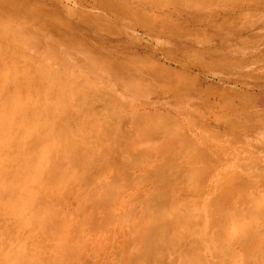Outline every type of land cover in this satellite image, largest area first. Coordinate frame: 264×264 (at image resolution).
Segmentation results:
<instances>
[{"label":"rangeland","instance_id":"obj_1","mask_svg":"<svg viewBox=\"0 0 264 264\" xmlns=\"http://www.w3.org/2000/svg\"><path fill=\"white\" fill-rule=\"evenodd\" d=\"M0 24V46L2 44L5 45V43L8 46L10 45L9 48L7 45H5V48L4 45L0 48L1 52L3 49L8 51L7 57L5 56L6 53H3L4 57L1 55L2 58L0 60L4 61V63L0 62V71H8L15 74L16 79L19 80V83L15 81V86L11 88L14 98L18 96L19 99L17 101L16 98L14 99L16 102L10 107L12 108L11 112L9 109L8 113H10L6 112L7 115L0 118V131H4L2 133L4 136L0 133V138L5 140L2 141L0 139L2 141H0L2 143L0 144V150H2L1 145L5 142L7 143V137L8 140L9 138L12 139V136L5 135L8 130L7 128L10 127V131L8 130V132L12 134L15 130L12 127L15 125L20 129L25 121H33L37 118L38 123H40L43 120L40 118H44L45 120L43 121L45 122H41L48 125L50 130L43 137V139L45 137L47 139L44 140L45 149L41 151L40 147L37 148L35 145V150L39 151V155H36L38 151H35V154H33L36 155L33 164L34 169L39 170L37 166L38 162L45 163L49 168L57 162L58 169L54 168V172L59 173L64 171L65 175L71 172L73 177L70 180L74 181L73 179L75 178L76 182L74 181V184H77V187H74V184H72V187L75 190L80 187L77 191L74 190L75 193H71L73 188L71 192H68L65 189H69L70 187L64 189L60 185L57 188L59 183L48 184L49 186L47 187L49 189L44 192V195L49 193L47 202L50 201L51 196L55 193L62 196L65 195L60 205L50 201L52 210L57 211L58 215L60 213L59 219L57 216V219L53 220L59 223L55 221L56 225H53V222L51 224L53 240L52 238L50 240L42 237V227L36 223V217H34L39 208L33 200H30V210L28 212L22 210L18 212L13 205L11 207L15 211L11 210L13 208H9L10 212L13 213H11L12 215H9L8 211V216L4 217L0 211V216L3 215L0 217L3 219L0 221V264L2 254L9 250H13V252H16L17 249L18 252L21 250L22 256L28 255L27 251L31 250L29 253L35 256L41 249H45L46 251L47 244L49 245L46 251L48 257L45 255L46 262L43 260L44 264H49L50 260L53 261L59 257V260L56 262H60L61 264H76L77 261L80 262L78 264H97V256L101 259L100 264L110 259L117 262L121 256V254L118 255L119 257L116 256L118 250L120 251L119 253L126 252L124 248L127 245L124 244L128 241L125 243L122 239L128 240L130 238L129 234L135 232L131 231L135 227H133L134 224L132 225L133 222L135 223L136 221L138 224L148 227V223L152 218L154 221L158 219V223L162 226L164 219V217L160 218L162 214L165 215L179 210V213H182V215L186 214L187 222L190 219L193 220L192 217H199L193 220V222L196 223L198 221L200 228L203 227L212 236L214 235L217 241L213 240L212 244L221 246L222 251L225 249L223 251L225 253L229 251L227 254L223 253L224 255L219 254L221 256H218L217 264H264V248H262V244L264 245V0H0ZM6 27L8 28L6 29ZM15 28H17L16 32ZM4 29L6 30L4 31ZM11 30L14 32H12L13 34ZM18 31L20 32L18 33ZM11 35L13 37L15 35L17 39H12ZM15 53L16 55H14ZM9 56L11 57L8 58ZM18 57L20 58V62L17 61ZM13 61H17L15 65ZM13 65L20 70L17 71ZM23 65L26 69L24 67L23 69L21 68ZM31 67L38 70L36 71ZM27 69L30 73L34 74L31 76L34 82L39 81V79L42 81L40 88L38 87L39 85L35 88L37 82H32L34 84H31V77L27 80L29 76L24 73V71L27 72ZM30 69H34L33 72ZM17 72L20 74L19 76ZM36 72H41L40 74L38 73V80H36ZM51 74L54 76L50 78L49 75ZM21 75L23 76V80L26 78V82H21ZM22 83L24 86H27L29 83L35 85V91L40 89L37 91V95L39 94L41 99L44 97V101L39 99L36 92L34 93V89H30L31 87L29 88V92L28 89L26 92H22L21 88L23 86L21 88L18 86ZM0 85L3 86L2 83ZM65 85L67 86L66 88L64 87ZM53 87H56V93L53 91ZM57 87L65 89H57ZM71 87L72 89L70 90L69 88ZM42 88L44 89L41 90ZM57 90H62V92L69 90L68 92L71 95H61L62 92L58 93ZM51 91L55 94L58 93L56 95L58 100L56 97L51 98ZM3 92L4 89L3 91L0 90V96H3ZM23 93H29L26 95L29 98H24V95L22 96ZM33 94L34 96L32 97ZM60 96H63V98ZM36 99L37 101L38 99L40 100L39 102L43 107L37 106L38 102ZM60 100L61 103L59 102ZM0 102V106L4 108L8 106V104L2 102V97ZM33 103L34 106L36 105L35 107ZM56 104L57 109L55 108V111L53 109L52 111L54 112L50 111L52 108H49V106L51 105L54 108ZM62 104L66 110L64 112ZM60 108L63 113H56V110L60 111ZM37 109L38 111H36ZM78 111L83 113L82 118L84 121L88 120L86 123L81 120L82 125L80 121L76 124ZM17 112L19 114H15ZM45 114L46 116L42 117ZM14 115H18L19 119ZM63 117L66 119L63 120ZM70 117H73V125L70 124L72 122H70ZM3 119L5 120L3 121ZM15 119H18L19 123ZM58 120H60L59 123L61 122V128L59 125H56ZM62 120L63 122L68 120L64 124L67 123L69 125L71 134H73L72 127L75 131L74 134L77 137L79 135V139L83 135L82 142H79L76 139L77 137L73 139V142L75 139L77 140V143L74 144H78L80 150H84L82 146L87 145H85L86 147L84 146L86 150L81 151L83 154L85 153L87 158L82 153L79 155V161L85 157L84 161L80 162L82 166L78 164L76 150L74 151L75 153L72 152L74 153L73 156L72 154L70 158L69 155L67 156L68 160L64 157L69 161L67 164L62 156L56 154L57 150H61L62 148L61 138L63 135L62 137L60 134L56 135V132L52 128L55 126V128L59 127V130H62ZM88 122H93L95 126L92 125L89 128L87 125L88 129L86 130L87 127L85 125H90ZM50 123L51 125H49ZM43 124L41 123V125ZM84 127L86 131L82 130ZM36 130H32L34 131L33 137L31 135L29 138L33 143L38 139L41 140V136L38 135V130L35 132ZM85 132L88 133L86 134ZM65 133L67 136L71 135H68L67 132ZM84 134L87 135L86 138ZM86 139L87 141H85ZM30 144L32 143L30 142ZM58 146L60 147L58 148ZM202 148L205 149L203 150L204 152L207 150L209 156L207 153L206 155H202ZM96 151L97 153H95ZM54 152L57 155L56 157H60V159L57 158L59 161L55 159ZM3 153L2 150V155H0L1 161L7 160L6 155H3ZM77 154H80V152ZM107 154L111 155L109 157L112 159H110L111 162L108 160L109 158H103L104 156L107 157ZM133 154L137 158H134ZM72 157L73 159L70 161ZM100 157L104 160L102 165L100 164V160L102 159ZM61 158L64 160V162L62 161L63 164L66 165L61 164ZM94 159L99 160L98 164L101 167L108 160L107 163L109 164L110 162L112 170L109 169L110 172H106L109 170L104 169V174L100 173L99 170L102 169L98 170L100 167ZM43 160L45 161L43 162ZM92 161H95L96 164ZM4 163V167L8 168V162L5 161ZM57 164L55 165L56 167ZM59 164L63 167H59ZM108 164L107 168H109ZM235 165L237 166V170L236 167L233 168L234 172L226 170ZM89 167L91 171L88 170ZM197 167L198 170L195 169ZM85 170H88L89 173L85 172ZM189 170L197 172L196 174L198 175H195V172L193 175ZM94 171L96 173L99 172L102 176H98L99 174L97 175ZM76 173L78 175L81 174L77 175L78 179L74 177ZM86 173L89 175L95 173V175H91L92 178L88 177L89 179H86L89 176ZM1 175L0 172V183L3 180L1 179ZM80 176L81 183L87 181L85 182V186H88V189L85 186L81 188L82 184L77 181L80 179ZM38 177V174L34 177L35 184ZM108 181L114 187L118 185L117 189L111 186L112 192L115 191L114 189L117 191L112 193L110 184L109 188H107L109 191L103 186L99 187L102 184H108ZM117 181L118 183L120 181L123 187L121 183L117 184ZM166 181L169 184L166 183L167 185H165V183H161ZM34 183H25L23 190L34 191L30 187ZM88 183L91 185H88ZM53 184L55 185L53 186ZM157 185L158 189H155ZM94 186H98L99 190L103 187L105 189H102L103 191L112 193L110 194L112 198L115 196L116 198L111 200L107 197L109 194L104 193V195L102 194L104 198L100 199L102 197L100 195L101 192L98 190V194L95 195L94 190H91L92 187L95 188ZM1 187L0 195L3 193ZM161 187L168 189L167 191L165 189L161 191ZM98 188L95 189L97 190ZM159 188H161L160 193H158ZM81 190L82 192L83 190L86 192L83 193V196H85L84 206L79 201L81 196H77L78 200L76 202L74 200L77 193H82ZM120 191H124L123 195L120 194ZM116 192L119 194H116ZM69 193L74 194V197ZM91 193H93V196ZM157 193L161 196V199L157 197L158 206L155 200L156 195L159 196ZM164 193L167 195L166 197H162ZM90 196L92 198L95 196L93 201L89 199L91 198ZM149 196L154 197L153 200L155 202H153L156 205H153V207L155 209L157 206V209L155 210L156 212L150 214L148 222L146 220L147 213H143L144 217L146 215L145 220L142 218L143 216H140V213L142 210L144 211V206H147L149 203L147 201V205H144V202H146L144 200L152 199ZM97 197L98 200L95 201ZM204 198L209 200L214 199V202L210 201L211 208L206 214L201 210L197 211L198 205L196 201L198 200L199 204L200 200ZM86 199L87 201L89 200L88 203ZM108 199L112 203H109ZM107 201L109 203L108 206L113 205L112 207L115 209L111 207L113 209L112 213L115 214L117 210L114 217L115 223L114 221H112L113 223L110 222L113 218L111 219V216H109L110 211L106 210L109 207L104 202ZM116 202H118V205ZM217 202L218 206L215 204ZM90 203L91 205L88 207V210H86L87 208L83 210ZM127 203L128 205L126 206L125 204ZM2 204L0 201L1 207ZM93 204H97V207ZM114 204L116 205L114 206ZM130 204L133 208L136 207L137 210L142 206L143 208H141V211L133 210L134 215H132L133 211L132 213L130 212L133 208L128 209L131 208ZM188 204H191V206L194 204L192 206L194 208L197 205V210L193 208L194 212H191L192 214L187 213V209L190 210ZM75 205H78V207ZM123 205L126 206H124L126 209ZM80 206L83 208V217L93 224V226L91 223V226L87 224V227H91V230L89 228L87 230V227H83L82 229L80 223L79 226H76V222H84V219H79L78 217L80 216H77L75 213L76 211L78 212ZM248 206L252 208L248 210ZM214 208L216 209L215 212ZM229 208H232L233 212H228ZM74 209L75 212L73 211ZM102 209L105 210V213ZM127 209V213L131 215L127 214L129 221L127 220L126 222L124 218L126 217ZM120 210L123 213L125 212L121 221L117 218V215L122 213ZM99 211L102 213H99ZM118 212L120 213L118 214ZM87 213L90 214L89 217ZM82 214L80 215L82 216ZM102 214L105 216L103 217ZM114 214L112 215L114 216ZM16 215L18 216V220ZM65 215L67 217L70 216L67 220L72 216L74 220H68L69 222L71 221L70 223L64 221ZM99 215H102L101 217L103 218ZM106 215L110 223L104 222L108 221L106 220ZM138 215L140 216L139 218H142L143 221L140 219L142 222L139 221ZM152 215L157 216V219H154ZM28 217L34 220L28 219ZM119 217L121 219V215ZM8 219L10 220L8 221ZM97 220L99 221L98 225L96 224ZM31 221H34V223H31ZM60 221L67 222L68 224L64 225L65 223ZM122 221H125V224L122 223L124 227L121 224ZM128 222L132 225V228H130ZM144 222L146 223L144 224ZM101 223H103L102 225H106L105 228L108 231H102L104 232L103 235L101 234V230H103ZM184 223L186 222L184 221ZM112 224H118L119 227L116 225L117 228L114 225L112 227ZM138 224L135 230L140 229V225ZM60 226H63L61 229L64 233L57 236L56 234L59 232ZM83 226H86L85 223ZM220 227L222 231L218 230ZM15 228L17 231H15ZM78 228L80 229L79 231L77 230V233L76 229ZM71 229L74 232L76 231V233H72ZM92 229H95L98 233H95V230L92 232ZM123 229L126 232L129 231L128 238ZM56 230L58 232L54 233ZM80 230H83L82 235L85 234V238L87 235V238H77L76 243L73 239L80 234ZM118 230H120V233L122 231L125 237L118 233ZM182 230L184 229L182 228ZM195 230L197 231V228ZM200 230H198V233L202 231ZM214 230L217 234L219 233V237ZM111 232L112 236L110 235ZM113 232L115 233L113 234ZM15 234L17 239L19 237L18 242L14 237ZM100 234L102 235L101 237ZM118 234L120 235L116 236ZM104 235L107 236L104 237ZM249 235L251 239L248 237ZM59 236L61 239H59ZM259 236L262 238L260 239ZM63 237L66 238L63 239ZM95 238L96 240L100 239L96 243L98 247H95L97 246L95 245L94 248ZM104 238L105 240H103ZM8 239L12 241L9 242ZM109 239L112 241L110 244L108 242ZM52 242L55 245H52ZM57 242L60 246L57 245L56 247ZM63 242H65V246ZM101 242L103 245H101ZM23 243L25 244L24 247ZM83 243L87 244L84 245ZM105 243L109 245L105 247ZM114 243H118L120 247ZM224 243L227 245L224 246ZM69 244L71 248L72 246L75 248L74 245L76 244L81 247L79 250L75 248V251L78 250L80 253L78 251L76 253L74 249H71V254H68L70 250L66 249L67 245L68 248L70 247ZM137 244L141 249L142 245L139 242L134 245L137 246ZM247 244L248 246H246ZM2 245L3 248H1ZM10 245L14 248L9 247ZM43 245L44 247H42ZM134 245H129L131 248L129 247L128 251L131 252L133 248L135 250L136 247L132 248ZM59 247L60 249L56 251ZM93 248L94 250L96 249L97 255L95 252L96 256H92L91 259L89 255L93 251ZM102 248L105 250H102ZM185 250L177 252L176 256H178L180 261H176V264H182L180 262L184 257L186 260V255H184ZM112 251H115V255ZM84 252L86 254H83ZM100 252L103 253L100 254ZM196 252L198 255H203V253L199 254L200 251L198 250L192 251L191 254ZM186 253H189L188 250ZM202 255L199 257L203 260V264L204 259L210 260L213 256H217L207 253V257L204 255L203 259ZM193 256L195 259V254ZM247 256H249L248 259ZM55 257L56 259H54ZM65 257H70V261L65 262ZM75 257L78 259L72 262V258ZM199 257H196V260ZM187 259L189 261V257ZM91 261L94 262L92 263ZM197 262L198 264L200 263L199 260ZM184 263L186 262L184 261Z\"/></svg>","mask_w":264,"mask_h":264},{"label":"bare ground","instance_id":"obj_2","mask_svg":"<svg viewBox=\"0 0 264 264\" xmlns=\"http://www.w3.org/2000/svg\"><path fill=\"white\" fill-rule=\"evenodd\" d=\"M185 1H187V0H185ZM230 1V0H229ZM0 26H1V24H0ZM7 26V25H6ZM9 27V26H8ZM8 27H6V29L8 28ZM1 28V27H0ZM6 29H4V31L6 30ZM11 29H12V26H11ZM14 29V28H13ZM16 30H15V32L17 31V28H15ZM9 32V31H8ZM13 31L11 30V33H12ZM20 31H18V33H19ZM2 33V32H1ZM14 33V32H13ZM12 33V34H13ZM16 35V34H15ZM14 35V37L12 36V39H17V37ZM7 37V36H6ZM19 37V36H18ZM9 38V37H8ZM4 41V40H3ZM19 41H20V39H19ZM3 43V42H2ZM9 43V42H8ZM10 44V43H9ZM2 45H4V44H2ZM0 46V48L1 47H3V46ZM5 45H7V43H5ZM5 45H4V48H5ZM7 47L9 48L10 47V45L8 46L7 45ZM13 48V47H12ZM8 51L6 50H2V52H1V49H0V56L2 55L3 57H4V55H3V53H6V57H7V53ZM10 52H12L11 50H10ZM17 53V52H16ZM16 53L14 54V55H16ZM23 53V52H22ZM18 54V53H17ZM10 55V54H9ZM20 55H21V53H20ZM2 56L0 57V58H2ZM24 56V55H23ZM11 56H9L8 58H10ZM12 58H13V56H12ZM11 58V59H12ZM17 58V57H16ZM6 59V58H5ZM11 59H9V60H11ZM20 58L18 57V60L17 61H19L20 62V60H19ZM31 59V58H30ZM3 60H4V58H3ZM6 61V60H5ZM17 61H15V62H17ZM22 61V60H21ZM27 61V60H26ZM0 62L2 63H4V61H2V60H0ZM8 62V61H7ZM7 62H5V63H7ZM11 62H12V60H11ZM15 62L13 61V63H14V65H15ZM18 62V63H19ZM23 62V61H22ZM21 62V63H22ZM12 63V64H13ZM18 63H16V64H18ZM26 63V62H25ZM20 64V63H19ZM5 65V64H4ZM13 65V66H14ZM21 66V65H20ZM27 66V65H26ZM29 66V65H28ZM33 66V65H32ZM15 68H16V66H14ZM23 67L25 68V66L23 65L21 68L23 69ZM31 68H34V67H31ZM11 69V68H10ZM9 69V70H10ZM14 69V68H13ZM17 69V68H16ZM26 69V68H25ZM24 69V70H25ZM35 69V68H34ZM33 69V70H34ZM18 70H20V69H17V71ZM30 70H32V69H30ZM33 70H32V72H33ZM36 70V69H35ZM38 70V69H37ZM36 70V71H37ZM22 71V70H21ZM27 72H29V73H27V72H25L24 71V73H26L25 75H27L28 74V78H27V80H29V78L31 77V76H33L34 74H32V73H30V71H28V69L26 70ZM13 73H15L14 71H12ZM47 72V71H46ZM18 73V72H17ZM17 73H16V75H17ZM22 73V72H21ZM35 73V72H34ZM39 74L41 73V72H38ZM38 73L36 72V74H37V79L36 80H38ZM48 74H49V72H48ZM20 74L18 73V76H19ZM23 75V74H22ZM21 75V76H22ZM40 76V75H39ZM50 76V78L52 77V76H54L53 74H51V75H49ZM35 77V76H34ZM42 77V76H41ZM40 78V77H39ZM44 78H46V76H44ZM44 78H42V79H44ZM48 78V77H47ZM20 80H21V82H24L25 80H26V78L23 80V76L20 78ZM32 80V81H31ZM34 79H32V77L30 78V82H31V84H34V83H36V86L35 85H31L30 83V85L29 84H27V86H24L23 85V83L22 84H19L18 86L21 88L22 86V88H21V90H22V92H26V90L28 89V92H29V90L30 89H34V93L36 92V95H37V91H39V90H36L35 91V88L38 86L39 88L41 87V85L40 84H42V81H40V79H39V81H33ZM57 80V79H56ZM55 80V81H56ZM15 81H18L17 83H19V80L18 79H16V76H15V74H12V73H9L8 71H4V72H2V71H0V83H2L3 84V86L2 85H0V90L1 91H3V89H4V92H3V96H0V99H1V97H2V102L3 103H5V104H8V106H6L5 108L4 107H2V106H0V118L1 117H4L5 115H7V113H8V111H9V109H10V112H11V110H12V108H10V107H12L14 104H15V102L19 99L18 98V96L16 97L15 96V98H16V101L14 100L15 98H14V95L12 94L13 93V91H12V93H11V88L13 87V86H15L14 85V82ZM20 82V83H21ZM26 82V81H25ZM32 82H34V83H32ZM27 83H28V81H27ZM43 83H44V81H43ZM25 85H26V83H24ZM34 86H35V88H34ZM25 87V88H24ZM28 87V88H27ZM31 87V88H30ZM43 87V86H42ZM65 88L67 87L66 85L64 86ZM30 88V89H29ZM56 88V87H55ZM54 87H53V91L56 93V89H55ZM59 88H61L62 90H64L65 88H63V87H59ZM58 87H57V89H59ZM38 89V88H37ZM44 88H42L41 90H43ZM68 89V88H67ZM70 90L72 89V87L71 88H69ZM62 90L60 91H58L57 90V92L58 93H60V92H62ZM32 91V90H31ZM69 90H65V91H63L62 93H61V95H64V94H70L69 92H68ZM17 92V91H16ZM48 92V91H47ZM52 92V91H51ZM54 92H52L51 93V95H52V97L51 98H53V97H56V99L58 100V98H57V94H55ZM31 93V92H30ZM54 93V94H53ZM27 94H29V93H27ZM26 93H23L22 94V96L24 95V98H29V96H26L27 95ZM32 94V93H31ZM45 94H47V93H45ZM35 95V96H36ZM55 95V96H54ZM71 95V94H70ZM34 96V94L32 95V97ZM37 96H39V99L42 101H44V97H43V99H41L40 97V95L38 94ZM50 96V95H49ZM72 96H73V94H72ZM30 97H31V95H30ZM60 97H62L63 98V96H60ZM61 98V99H62ZM21 99V98H20ZM38 99V101H37V99H36V101L40 104V100ZM94 99V98H93ZM23 100H25V99H23ZM22 100V101H23ZM21 102V101H20ZM60 103H61V100L59 101ZM1 103V102H0ZM37 103V106H41V107H43L42 106V104H38ZM43 103V102H42ZM55 103V102H54ZM36 104V103H35ZM58 104V103H57ZM57 104L54 106V108H53V106H49V108H52L50 111H52L53 109H54V111H55V108H56V106H57ZM54 105V104H53ZM33 106H34V103H33ZM32 106V108H34ZM61 106V105H60ZM62 106H63V104H62ZM20 107V106H19ZM58 107H59V104H58ZM18 108V107H17ZM40 108V107H39ZM63 109V112H64V110H65V108H64V106L62 107ZM41 110H42V108H40ZM57 109V108H56ZM77 110V109H76ZM15 111V110H14ZM14 111H13V113H14ZM18 111H19V108H18ZM21 111V110H20ZM34 111V110H33ZM36 111H38V109L36 110ZM54 111H52V112H54ZM66 111V110H65ZM80 111V110H79ZM77 112V116H76V119H78L77 120V123L76 124H78L79 123V121H80V124H81V120L82 121H84L83 120V118H82V115H83V113L82 112ZM7 112V113H6ZM9 112V113H10ZM42 112V111H41ZM60 112V113H59ZM61 108H60V111H57L56 110V113H59V114H61ZM62 112V113H63ZM8 113V114H9ZM15 114H19L18 112L17 113H15ZM43 114V113H42ZM71 114V113H70ZM57 115V114H56ZM10 116V115H9ZM15 116V115H14ZM46 116V114L45 115H42V117H45ZM52 116H53V113H52ZM63 116V115H62ZM61 116V117H62ZM72 116H74V115H72ZM74 116V117H75ZM11 117V116H10ZM13 117V116H12ZM16 118H18L19 119V117H18V115L17 116H15ZM57 117V116H56ZM85 118V117H84ZM17 119V120H18ZM40 119H43V120H45L44 118H40ZM47 119V118H46ZM64 119H66V118H64L63 117V120ZM70 119V122L73 120V117L71 118H69ZM5 119H3V121H4ZM7 120V119H6ZM16 120V119H15ZM14 120V121H15ZM16 120V121H17ZM33 120V119H32ZM43 120H41V121H43ZM61 120V119H60ZM60 120H58V123L57 122H55V123H57L56 125H59V127H60V123H59V121ZM63 120H62V122H63ZM74 120H75V118H74ZM85 120H87L86 118H85ZM13 121V123H15ZM40 121V120H39ZM40 121V123H38V119L36 118V119H34L33 121H25L22 125H21V127H20V129H19V127H17L16 125L14 126V127H12L13 129H15L14 130V132H12V134H10V132H8V130L10 131V127H9V125H7L9 128H7L8 130H7V132L5 133V135L7 134L8 136H12V139H10L9 138V140H8V137L6 138L7 139V143L5 142L3 145H1L2 147H1V149L3 150V152L5 153H3V155H6V157H7V160H4V161H1V159H0V172H1V179H3L2 180V182L0 183V186H2L1 187V191L3 192L1 195H0V201L3 203L2 204V207H1V209H0V211L2 212V214L4 215V217H6V216H8L7 214H8V211H9V215H12L13 213L12 212H10L11 210H14V208H15V210L16 211H24V212H28L29 210H30V203H31V201L30 200H33L34 201V203L38 206V208L39 209H37V213H36V215L34 216V217H36L35 218V221H36V223H38L41 227H42V230H43V232H41L42 233V237L43 238H47V239H50L51 240V238H52V240H53V234H52V232H53V230L51 229V224H52V222H53V225H56V223H55V221H53L55 218L57 219V216H58V219H59V215H60V213H59V215L57 214L58 212L57 211H53L52 210V206H51V202L50 201H52V202H54L55 204H57V205H60L62 202H63V197L65 196H62V195H60V194H57V193H55V194H53L52 196H51V198H50V201L49 202H47V198H48V195H49V193L46 195H44V192L47 190V189H49L47 186H49L50 185V183H55V184H58L57 185V188H58V186L60 185V187L61 186H63L64 187V189L65 188H69V189H65L66 191H68V192H71V189L73 188L72 186V184H74V181H75V178L73 179L74 181H72V180H70V179H72V175H71V172H70V174H66L65 175V173H63V172H59V173H57V172H54V168L55 169H58V164H57V162L56 161H54V162H56L55 164H53L52 166H51V168H49L45 163H42V162H38L37 163V166L39 167V170H35L34 169V166H33V164H34V162H35V160H34V158H36L35 156L38 154L39 155V151L38 150H35V145L37 146V148L38 147H40L39 149H41V151L43 150V149H45V142H44V140H47V139H43V137H44V135L46 136L47 134H48V131L50 130L49 129V126L48 125H45V124H43V122H45V121H43V122H41ZM88 121V120H87ZM87 121H84L85 123L87 122ZM18 123H19V121H17ZM65 122H68V120L66 121H64L63 122V125H61L62 126V130H59V127H57V128H55V126H54V128H52V129H54V132H56V135L57 134H60V136L62 137V135H63V137L61 138V150H57V148H56V150H57V152H56V154L58 155L59 154V156H62L63 157V159H67L68 160V158H67V156L69 155V158L71 157L70 155L72 154V156H73V154L75 153L74 151L76 150L77 151V153L78 152H80V154H77L76 153V158L78 159V161H79V159H80V156L79 155H81V153L84 151V150H86V146L84 147V146H82L83 148L82 149H84V150H80L79 149V145L78 144H74V143H77V140L76 139H78V141L79 142H82V138H83V135L82 136H80L81 137V139H79V135H78V137L76 136V134H74V128H72L71 127V130L73 131V134H71L72 132L69 130V125H67V123L66 124H64ZM1 123H2V120H1ZM8 123V122H7ZM11 123V122H10ZM13 123H11V124H13ZM41 123L43 124V125H41ZM88 123H90V122H88ZM10 124V125H11ZM71 125H73V121L70 123ZM75 124V125H76ZM2 125V124H1ZM14 125V124H13ZM19 125V124H18ZM49 125H51V123L49 124ZM82 125V124H81ZM80 125V126H81ZM87 125H88V127L90 128V126H92V125H94V123L92 122V123H90V125L89 124H86L85 125V127H87ZM3 126V125H2ZM5 126V125H4ZM79 126V127H80ZM95 126V125H94ZM64 127H66V128H64ZM67 127H68V129H67ZM74 127V126H73ZM85 127H84V129H82V130H85ZM88 127L86 128V130L88 129ZM61 128V127H60ZM81 128H83V127H81ZM2 129H3V127H2ZM1 129V130H2ZM34 129H37L38 130V135H40L41 136V140L40 139H38L37 141H38V143H37V141L35 142V143H37V144H35V143H33L32 142V140L31 139H29L30 138V136L33 134V132L34 131H32V130H34ZM97 129V128H96ZM4 130V129H3ZM37 130L35 131V132H37ZM85 130V131H86ZM64 131V132H63ZM92 131V130H91ZM4 132V131H3ZM3 132H1L0 131V133L2 134ZM32 132V133H31ZM53 132V133H54ZM65 132H67L68 133V135L69 134H71V135H69V136H67V134L65 133ZM70 132V133H69ZM89 132V131H88ZM87 132V133H88ZM86 133V132H85ZM86 133V134H87ZM90 133V132H89ZM55 134V133H54ZM53 134V135H54ZM66 134V135H65ZM80 135H81V133H79ZM38 135H36V136H38ZM75 135V136H74ZM2 136H4L3 134H2ZM35 136V137H36ZM74 136V137H73ZM84 136H85V138L87 137V135H85L84 134ZM1 137V136H0ZM14 137V138H13ZM32 137H33V135H32ZM31 137V138H32ZM77 137V138H76ZM37 138V137H36ZM40 138V137H39ZM74 138H76L75 139V141L73 142V139ZM184 138V137H183ZM1 140L3 139V138H0ZM0 140V141H1ZM39 140H40V143H39ZM81 140V141H80ZM2 141H5V140H2ZM1 141V142H2ZM85 141H87V139L85 140ZM30 142L33 144H30ZM85 143V142H84ZM87 143V142H86ZM0 144H2V143H0ZM54 144V143H53ZM29 145V146H28ZM32 145V146H31ZM34 146V147H33ZM54 146V145H53ZM73 146H75V148H73ZM30 147V148H29ZM60 146H58V148H59ZM78 147V148H77ZM81 147V146H80ZM33 148H34V150H33ZM72 149H73V151H72ZM78 149H79V151H78ZM2 150H0V152H1V154L0 155H2ZM31 150V151H30ZM203 150H205L204 148H202V150H201V152H202V155L203 154H205L206 155V153H207V150L204 152ZM35 151H38V153H36V155H33V154H35ZM49 151H51V149H49ZM82 151V152H81ZM33 152V153H32ZM72 152H74V153H72ZM90 152V151H89ZM141 152V151H140ZM204 152V153H203ZM91 153V152H90ZM89 153V154H90ZM95 153H97V151L95 152ZM50 154V153H49ZM86 154H87V152H86ZM132 154V153H131ZM131 154H130V156H131ZM159 154H160V152H159ZM37 155V156H38ZM57 155H55V152H54V157H56ZM82 155H85V153L83 154L82 153ZM88 155V154H87ZM97 155V157H99L98 156V154H96ZM109 154H107V157L106 156H102L103 158H106V159H108L111 155H109ZM153 155V154H152ZM162 155V154H161ZM207 155H208V153H207ZM79 156V157H78ZM92 156V155H91ZM139 156V155H138ZM209 156V155H208ZM6 157H5V159H6ZM65 157V158H64ZM84 157V156H83ZM83 157H81V158H83ZM85 157L87 158V156L85 155ZM84 157V158H85ZM102 157H100V158H102ZM133 157L134 158H137V157H135V155L133 154ZM141 157V156H140ZM47 158V157H46ZM57 158L58 157H56L55 159L57 160ZM84 158L81 160L82 162L84 161ZM94 158H95V154H94ZM103 158L101 159V160H103ZM131 158V157H130ZM58 159H60V157L58 158ZM65 159V161H66V164L69 162V161H67ZM72 159H73V157L70 159V161H72ZM99 159V158H98ZM110 159L111 158H109L108 160L110 161ZM34 160V161H33ZM75 161H77L76 159H74ZM94 160H96L97 161V159H94ZM100 160V164L102 165V162H104V160L103 161H101ZM108 160H106V165H105V163L103 164V166L101 167V166H99L100 164H98V161H97V165L100 167V168H98V170L99 169H102V170H99V172L101 173H103L104 172V169L106 170H112V166H111V164H110V162H109V164L107 163V161ZM112 160V159H111ZM128 160V159H127ZM131 160V159H130ZM5 161H7L8 162V168H5L4 166H5ZM37 161V160H36ZM45 160H43V162H44ZM57 161H59V160H57ZM64 162V160H62V158H61V164H63V162ZM77 161V162H78ZM81 161H79V163L78 164H80L81 166H82V163H80ZM93 163L95 162V161H92ZM52 163H53V161H52ZM131 163V162H130ZM213 163V162H212ZM57 164V167L55 166ZM61 164H59L60 166L59 167H61L62 165ZM66 164H63V165H66ZM94 164H96V162L94 163ZM107 164H108V167L109 168H107L106 166H107ZM134 164V163H133ZM54 166V167H53ZM111 166V167H110ZM125 166H126V164H125ZM199 166H201V165H199ZM5 169H4V168ZM63 167V166H62ZM61 167V168H62ZM91 167H92V165H91ZM106 167V168H105ZM122 167V166H121ZM127 167V166H126ZM203 167V166H202ZM236 167V170H237V166L235 165V166H233V167H229V168H227L226 170L227 171H233L232 169L233 168H235ZM60 168V169H61ZM94 168V167H93ZM200 168V167H199ZM195 169H197L198 170V167L197 168H195ZM194 169V170H195ZM88 170H90L91 171V169H90V167L88 168ZM88 170H85V172H88ZM110 170L109 171H106V172H110ZM124 170V169H123ZM83 171V170H82ZM126 171V170H125ZM189 171H191V170H189ZM67 173H68V171H66ZM73 172V171H72ZM95 173H96V171H94ZM99 172L98 173H96L97 175L99 174ZM195 172V171H194ZM194 172H192L191 171V173L193 174ZM234 172V171H233ZM89 173V172H88ZM88 173H86L87 175H89ZM95 173H91V175L93 176V175H95ZM124 173V172H123ZM190 173V174H191ZM197 172H195L194 174L195 175H198V174H196ZM198 173H200L199 171H198ZM225 173H227V172H225ZM38 174V179L36 180V184L34 183V177L36 176ZM41 174H42V176H41ZM85 174V173H84ZM104 174V173H103ZM107 174V173H106ZM189 174V173H188ZM193 174V175H194ZM231 174V173H230ZM30 175V176H29ZM78 174L76 173V176L74 175V177H77L76 179H78V176L79 175H81V174H79L78 176H77ZM91 175H89V176H87L86 177V179L88 178V177H90V178H92L91 177ZM130 175V174H129ZM225 175V174H224ZM98 176H102V174H99ZM97 176V177H98ZM124 176V175H123ZM228 176V175H227ZM83 177H84V175H83ZM141 177V176H140ZM80 179L79 180H77V181H79L80 182V180H81V176L79 177ZM85 179V178H84ZM89 179V178H88ZM228 179V178H227ZM131 180H132V178H131ZM110 181H112V180H110ZM160 181V180H159ZM159 181H158V185H159ZM163 181V180H162ZM34 183V185H31L30 187H31V189H34V191H29V190H23V186L25 185V183H28V184H30V183ZM76 182V181H75ZM78 182V183H79ZM82 182V181H81ZM80 182V183H81ZM85 182H87V181H85ZM85 182L83 181V183H81L82 184V186H81V188L82 187H84L85 186ZM157 182V181H156ZM169 182V181H168ZM119 183H121L120 181H119ZM118 183V181H117V184H119ZM161 183H165V185H167V184H169V183H167V181L166 182H161ZM167 183V184H166ZM49 184V185H48ZM55 184H53V186L55 185ZM80 184V185H81ZM90 183H88V185H89ZM109 181H108V184L106 183V184H102V185H100L99 187H101V186H103V187H105L106 189L107 188H109ZM36 185V186H35ZM77 184H74V187H77L76 186ZM79 185V184H78ZM87 185V184H86ZM91 185V184H90ZM105 185V186H104ZM121 185H122V187H123V184L121 183ZM121 185H119V186H121ZM155 185H156V183H155ZM158 185L156 186L157 188H155V189H158ZM163 185V184H162ZM107 186V187H106ZM114 187L113 186V184L111 185L110 184V190H111V188L112 187ZM161 186V185H160ZM173 186V185H172ZM195 186H198V185H195ZM88 187V186H87ZM86 186H85V188H87ZM95 188H98V186H94ZM103 187H102V189H103ZM167 187H169V186H167ZM214 187V186H213ZM52 188V187H51ZM56 188V187H55ZM54 188V189H55ZM80 188V187H79ZM79 188H76V190H75V188H73V190H72V192L71 193H73L74 192V190L75 191H77V189H79ZM85 188H83V189H85ZM95 188H91V190L94 192V194L95 195H97L98 194V190H99V188L96 190ZM114 188H118V185H117V187H116V185H115V187ZM113 188V189H114ZM162 188V190L161 191H163L164 189H165V191H167V189L166 188H164L163 189V187H161ZM161 188H159V192L158 193H160V189ZM198 188V187H197ZM61 189V188H60ZM88 189V188H87ZM87 189H85V190H87ZM101 188H100V190H99V192H101L100 193V195L102 196L100 199H103L104 197H103V195H104V193H107V197H109L111 200L112 199H114V198H116V196L114 197V195H113V197L114 198H112V196L110 195V194H112V193H114L115 191H117L116 189H114L115 191L114 192H112V190H111V192L112 193H108V191H109V189H107L106 191L107 192H105V191H103V190H105V189H103L102 190ZM64 190V191H65ZM97 192H96V191ZM170 190V189H169ZM176 190V189H175ZM51 191V190H50ZM49 191V192H50ZM62 192H63V190H61ZM89 192H90V190H88ZM91 191V192H92ZM103 191V192H102ZM164 191V192H165ZM178 191V190H177ZM197 191V190H196ZM214 191V190H213ZM212 191V192H213ZM60 192V191H59ZM67 192V193H68ZM80 192V191H79ZM81 192H82V190H81ZM88 192V193H89ZM96 192V193H95ZM119 192V191H118ZM121 192V191H120ZM124 192V191H123ZM123 192H121L120 194H122L123 195ZM65 194H66V192H64ZM71 193H69V194H71ZM75 193V192H74ZM83 193H86V192H84V190H83V192L82 193H80V194H78L77 193V195H76V199L74 198V200H75V202H76V200H78L77 199V196L78 197H82L83 196ZM157 193V194H158ZM163 193V192H162ZM165 193H167V192H165ZM164 193V195L162 196V197H166L167 195ZM44 196H43V195ZM93 193H91V195H92ZM103 194V195H102ZM116 194H119V193H117L116 192ZM115 194V195H116ZM85 195V194H84ZM88 195H90V194H88ZM155 195V194H154ZM153 195V196H154ZM159 195V194H158ZM162 195V194H161ZM213 195V194H212ZM71 196H73L74 197V194H71ZM93 196V195H92ZM118 196V195H117ZM80 197V199H79V201H80V204H84L85 203V196H83V198H81ZM91 197V196H90ZM121 197V196H120ZM150 198H152V196H149ZM157 197H161L160 195L159 196H157L156 195V198H155V200L157 201ZM213 197V196H212ZM89 198V197H88ZM87 198V199H88ZM95 198V196L92 198H89V199H91L92 201H93V199ZM87 199H86V201H87ZM99 199V200H100ZM117 199H118V197H117ZM133 199V198H132ZM148 199V198H147ZM154 197L152 198V199H150V200H144V201H146V202H144L145 204L144 205H147V201L149 202L148 203V205L147 206H144V211L142 210L141 211V208H143V206L139 209L140 211H141V215L140 216H143L145 213H147L146 215H147V217H146V215H145V217H146V220H148L149 218H150V214H153L154 212H156L155 210L157 209V206L159 205V204H157L158 203V201L156 202V204H157V206H156V208L154 209V207H153V205H154ZM161 199V198H160ZM219 199V198H218ZM49 200V199H48ZM96 200H98V197L95 199V201ZM109 200V199H108ZM111 200H109V203L111 202ZM133 201H135V200H133ZM154 201V202H153ZM161 201V200H160ZM210 201H212V202H214V199H207V198H204V199H202V200H200V202H199V204H198V200L196 201V203H197V205H198V207H197V205H196V207H197V209H196V207L194 208V207H192V206H194V204L191 206V204L189 205L190 207V210H192L193 208L195 209V210H197V211H199V210H201L202 212H205V214L206 213H208V211L210 210V208H211V204H210ZM89 202V200L87 201V203ZM138 202V201H137ZM136 202V203H137ZM151 202V203H150ZM211 202V203H212ZM73 203V202H72ZM98 203V202H97ZM101 204H106L107 203V207H109V208H107L106 206H103V207H105V208H107L106 210H108V211H110V213H109V216H111V219L113 218V220H111L110 222L111 223H113L112 221H114L115 220V215H116V211H115V214L114 213H112V210L114 209V207H112V206H108V201L107 202H100ZM99 203V204H100ZM112 203V202H111ZM117 203V205H118V202H116ZM135 203V202H134ZM140 203V202H139ZM192 203V202H191ZM74 204V203H73ZM131 204H132V201H131ZM130 204V205H131ZM155 204V205H156ZM174 204V203H173ZM216 204V206H218L217 204H218V202L217 203H215ZM240 204V203H239ZM11 205H13L14 206V208L13 207H11ZM90 205H91V203L89 204V205H86L85 207H84V209L82 208V206H80L79 207V210H78V212L76 211L75 212V209L73 210L75 213H76V215L77 216H80V217H78L79 219H81V220H83L84 222L82 223L81 221L80 222H76V226H79V223H80V227H82V229H83V227H87V224L88 225H90V223L91 222H88V219L87 218H84L83 217V214H82V209L83 210H85V208H87L86 210H88V207H90ZM94 206L96 205V207H97V204H93ZM116 204H114V206H115ZM126 206L128 205V203L127 204H125ZM125 205H123V207L125 206ZM136 205V204H135ZM134 205V206H135ZM154 205V206H155ZM35 206V205H34ZM75 206H77L78 207V205H75ZM84 206V205H83ZM98 206H100V205H98ZM102 206V205H101ZM125 206V207H126ZM174 206H176L175 204H174ZM178 206V205H177ZM215 206V207H216ZM13 208V209H11V210H9V208ZM77 207H75V208H77ZM113 209H112V208ZM124 207V208H125ZM139 207V206H138ZM171 207H173V206H171ZM188 207V206H187ZM223 207V206H222ZM32 208V207H31ZM35 208V207H34ZM93 208V207H92ZM99 208H101V207H99ZM116 208V207H115ZM133 208V206L131 205V208H128V209H132ZM146 208V209H145ZM169 208V207H168ZM167 208V209H168ZM216 208H218V207H216ZM221 208V207H220ZM225 208V207H224ZM233 208V207H232ZM232 208H229L228 209V212L229 211H232ZM250 208H252L251 206H248V210L250 209ZM78 209V208H77ZM94 210H95V208H93ZM92 209V210H93ZM126 209V208H125ZM128 209H127V211H126V217L124 218V220L127 222V220H128V218L127 217H129V216H127V214H130V213H132V211L133 210H137L136 209V207L135 208H133L132 210H131V212L130 213H127L128 212ZM194 209L192 210V211H190L189 209H187V213L189 212V213H191V212H194ZM215 209V208H214ZM213 209V210H214ZM226 209V208H225ZM224 209V210H225ZM234 210H235V208H233ZM14 210V211H15ZM103 210V209H102ZM101 210V211H102ZM115 210V209H114ZM139 210H137V211H139ZM146 210V211H145ZM169 210V209H168ZM167 210V211H168ZM72 211V212H73ZM170 211V210H169ZM180 211V210H179ZM179 211H172L171 213H168V214H162L161 215V219L164 217V219H163V222H162V226L158 223V219H157V216H153L154 217V219H157V221H154L152 218V220L150 219V222H149V220H148V227H146V226H143V225H140V224H138L136 221H135V223L133 222L132 223V221H131V219H130V221H131V223H132V225H133V227H134V229H130L132 232H134L133 234H129V231L128 232H126L124 229V231L123 232H125V235H126V237L128 238L129 236H128V234L130 235V238L128 239V240H126L125 238L124 239H122L125 243H126V241H128L126 244H124V243H122V244H124V245H127V247H125L124 248V250L127 252H123V253H119L120 251L118 250V254L116 255V256H118L119 254H121V256H120V258L117 260V262H115V261H113V259L111 260L110 258V260H108L107 262H104V263H102V264H176V261H180V259L178 258V256H176V254H177V252L178 251H180V250H185L184 251V255H186V260L184 259L185 257H184V255H183V257L184 258H182V261L180 262V263H182V264H186V263H189V264H198V260L200 261V263L199 264H203L202 263V259H200V257H201V253H203V259H204V257L206 256L207 257V253H211L212 254V256L213 255H217V256H213L212 257V259H210V260H207V259H204L205 261H204V264H217V259H219L218 258V256H221V255H219L220 253L221 254H227V253H225V252H223L222 251V247L221 246H218V245H213L212 244V241L214 240V241H217L215 238H214V235L212 236V234L209 232V231H207V230H205V228L203 229V227H202V224H201V227L202 228H200V223L198 224V221H196V223L195 222H193V220H196V216L195 217H192L193 218V220L192 219H190V221L189 222H187L188 220H186V217L187 216H185L186 214V212L184 213L185 215H182V213H179ZM216 211V209L214 210V212ZM0 212V213H1ZM74 212H73V216H74ZM103 212L105 213V210H103ZM120 212H122V210H120ZM120 212H118V214L120 213ZM136 212V211H135ZM145 212V213H144ZM196 212V211H195ZM233 212V211H232ZM12 213V214H11ZM69 213H71V212H69ZM83 213H85V212H83ZM90 213V212H89ZM89 213H87L88 214V217H89ZM99 213H102V212H100L99 211ZM125 213V212H124ZM123 212L120 214L121 215V219H119L120 217V215H117L118 217V220L119 221H121V220H123V215H125ZM144 213V214H143ZM197 213V212H196ZM80 214H82V216L80 215ZM112 214H114V216L112 215ZM139 214V213H138ZM192 214V213H191ZM190 214V215H191ZM223 214V213H222ZM3 215H1L0 217H2ZM18 215V214H17ZM16 215V217H17V220H18V216ZM67 215H70V214H67ZM67 215H65V219H64V221H67L68 223H70L71 221H73L74 220V218H73V216L71 217V218H69L68 220H71L70 222L67 220V218L68 217H70V216H68L67 217ZM93 215H94V217H95V214L93 213ZM103 215V214H102ZM101 215V216H102ZM131 215V214H130ZM132 215H134V211H133V214ZM62 216H64L63 214H62ZM87 216V215H86ZM96 216H97V214H96ZM100 216V215H99ZM100 216V217H101ZM105 215H103V217H104ZM139 215L137 216L138 217V219H139V221H141L142 220V218H144V220H145V217L143 216L142 218H139L140 217ZM151 216V217H152ZM31 217V216H30ZM30 217H28V219H32V218H30ZM75 217V216H74ZM83 217V218H82ZM94 217H93V219H94ZM99 217V218H100ZM103 217H101V218H103ZM135 217H136V215H135ZM202 217V216H201ZM200 217V218H201ZM8 218H10V217H8ZM15 218V217H14ZM13 218V219H14ZM91 218V217H90ZM127 218V219H126ZM130 218H132V217H130ZM199 218V217H198ZM197 218V219H198ZM1 219V218H0ZM6 219V218H5ZM4 219V220H5ZM26 219V218H25ZM73 219V220H72ZM86 219H87V222H86ZM92 219V220H93ZM141 219V220H140ZM213 219H215V218H213ZM221 219V218H220ZM3 219H1L0 221H2ZM10 219H8V221H9ZM27 220V219H26ZM32 220H34V219H32ZM77 220V219H76ZM92 220H90V221H92ZM99 220V219H98ZM97 220V221H98ZM105 220V219H104ZM103 220V221H104ZM106 220H108V221H104L105 223H110L109 222V218H108V216L106 215ZM192 220V221H191ZM11 221H13V220H11ZM64 221H60V222H62V223H65ZM79 221V220H78ZM102 221V222H103ZM116 221V220H115ZM115 221H114V223H115ZM125 221L123 222H121V224L122 223H124L125 224ZM129 221V220H128ZM143 221V220H142ZM141 221V222H142ZM184 221L186 222V223H184ZM15 222H17V221H15ZM15 222H13V223H15ZM57 223H59L58 221H56ZM65 223L64 225H67L68 223ZM100 222H101V219H100ZM103 222V223H104ZM212 222V221H211ZM12 223V224H13ZM31 223H34V221L32 222L31 221ZM73 223V222H72ZM84 225V223H85V225L86 226H83L82 224ZM95 223V222H94ZM98 223H99V221L96 223L97 225H98ZM103 223H101V225L103 224ZM129 223V222H128ZM138 225H140V229H137V230H135V228H136V225L137 224ZM146 222H144V224H145ZM1 224V223H0ZM4 224H6V223H4ZM119 224V223H118ZM118 224H115L117 227H119L118 226ZM142 224V223H141ZM158 224V225H157ZM184 224V225H183ZM205 224H206V222H205ZM238 224V223H237ZM3 225V224H2ZM21 225H22V223H21ZM62 225V224H61ZM74 225V224H73ZM91 225L93 226V224L91 223ZM90 225V226H91ZM100 225V224H99ZM113 225L114 224H112V227H113ZM114 225V227L115 228H117L116 226ZM120 225V224H119ZM123 225V224H122ZM129 225H130V228H132L131 226V224L129 223ZM209 225H211V224H209ZM1 226V225H0ZM10 226V225H9ZM31 226V225H30ZM38 226V225H37ZM105 226L106 225H102V229L103 230H101V234L103 235V233L104 232H102V231H104V230H106L107 228H105ZM126 226V225H125ZM5 227V226H4ZM31 227H33V226H31ZM63 227V226H62ZM61 226L59 227V232H58V230H56L54 233H57L56 235L58 236L59 234H61V235H63V233H64V231L61 229L62 228ZM96 227V226H95ZM104 227V228H103ZM109 227V226H108ZM111 227V228H112ZM123 227H124V225H123ZM141 227H143V228H141ZM219 227V226H218ZM74 228H77V227H74ZM74 228H73V230H74ZM88 228L89 227H87V230H88ZM91 228V227H90ZM89 228V229H90ZM98 228V227H97ZM100 228V227H99ZM115 228H114V230H115ZM182 228L184 229V230H182ZM197 228V231L195 230ZM211 228V227H210ZM209 228V229H210ZM8 229V228H7ZM10 229V228H9ZM33 229V228H32ZM79 229L80 228H78V229H76V231L78 230L79 231ZM96 229V228H95ZM94 229V230H95ZM126 229V228H125ZM147 229V230H146ZM199 229H201L199 232L200 233H198V230ZM18 230H20V229H18ZM41 230V229H40ZM72 230V229H71ZM71 231L72 233L74 232V231ZM91 230V229H90ZM93 230V229H92ZM94 230L92 231V232H94ZM99 230V229H98ZM218 230H220V231H222V229H221V227L218 229ZM261 230V229H260ZM1 231V230H0ZM7 231V230H6ZM15 231H17V229L15 228ZM76 231L74 232V233H76ZM78 231H77V233H78ZM82 231L83 230H80V234L76 237L75 236V238L73 239V240H75L74 242H76L77 243V238H80L81 237V239L82 238H85V234L84 235H82ZM107 231V230H106ZM217 231V230H216ZM11 232H13V231H11ZM70 232V233H71ZM91 232V231H90ZM91 232V233H92ZM98 233V231H96L95 230V233ZM108 232V231H107ZM106 232V233H107ZM117 232V231H116ZM214 232H215V230H214ZM219 232V231H218ZM248 232H250V230H248ZM16 233V232H15ZM95 233H94V235H95ZM115 232H113V234H114ZM118 233H120V230H118ZM216 233V232H215ZM262 233V232H261ZM2 234V233H1ZM13 234V233H12ZM11 234V235H12ZM100 234V237L102 236ZM120 234H122V236H124L123 235V233H122V231H121V233ZM120 234H118V235H116V236H119ZM219 234V233H218ZM218 234L216 233V235L218 236ZM21 235V234H20ZM56 235H54V236H56ZM81 235V236H80ZM111 236H112V232H111V234H110ZM215 235V236H216ZM259 235V234H258ZM261 235V234H260ZM263 235V234H262ZM9 236H10V234H9ZM13 236V235H12ZM56 236V237H57ZM107 236V235H106ZM105 235H104V237H106ZM220 236V235H219ZM218 236V237H219ZM222 236V235H221ZM264 236V235H263ZM15 239H17L16 238V234H15ZM21 237V236H20ZM97 237V236H96ZM121 237V236H120ZM125 237V236H124ZM217 237V238H218ZM248 237H250V235L248 236ZM260 237V239L262 238L261 236H259ZM5 238V237H4ZM64 238H66V237H63V239ZM86 238H87V235H86ZM85 238V239H86ZM93 238V237H92ZM110 238H113V237H110ZM117 238V237H116ZM10 239V238H9ZM8 239V241L10 242V241H12V240H9ZM14 239V240H15ZM18 239H19V237H18ZM18 239H17V242H18ZM41 239V238H40ZM59 239H61V237L59 236ZM94 239V238H93ZM100 239V238H99ZM98 239V240H99ZM102 239V238H101ZM106 239H108V238H106ZM248 239V238H247ZM250 239H251V237H250ZM249 239V240H250ZM256 239H257V236H256ZM263 239H264V237H263ZM262 239V240H263ZM5 240V239H4ZM13 240V241H14ZM28 240V239H27ZM95 240H96V238H95ZM94 240V241H95ZM98 240H96L93 244V247L95 246V245H97V246H95V247H98V244H96L97 243V241ZM103 240H105V238L103 239ZM117 240V239H116ZM218 240H220V238H218ZM32 241H33V239H32ZM43 241H44V239H43ZM72 241V240H71ZM102 241V240H101ZM2 242H3V240H2ZM46 242V241H45ZM82 242V241H81ZM100 242V241H99ZM106 242H107V240H106ZM108 242H109V244L112 242V241H110V239L108 240ZM120 242V241H119ZM140 243V245H142V248L140 249V246L137 244V246L136 245H134V244H136V243ZM254 242V241H253ZM5 243H6V241H5ZM4 243V244H5ZM8 243V242H7ZM12 243V242H11ZM15 243V242H14ZM20 243H22V242H20ZM39 243V242H38ZM49 244H50V242H48ZM58 243V242H57ZM56 243V247H57V245H59V243L57 244ZM65 242H63V245L65 246V244H64ZM72 243V242H71ZM70 243V244H71ZM89 243V242H88ZM102 243V242H101ZM9 244V243H8ZM41 244H42V242H41ZM40 244V245H41ZM69 244V245H70ZM75 244V243H74ZM84 244V243H83ZM87 244V243H86ZM86 244H84V245H86ZM108 243L106 244L105 243V247H107V245H109ZM114 244H117L118 245V243H114ZM113 244V245H114ZM220 244H221V242H220ZM225 244V243H224ZM245 244V243H244ZM259 244V243H258ZM12 245V244H11ZM9 246V247H13V246ZM16 245V244H15ZM17 245H18V243H17ZM52 245H55V244H53V242H52ZM51 245V246H52ZM72 245H73V243H72ZM101 245H103V243L101 244ZM131 245H134V246H132V248L133 247H136V249L134 250V248H133V252L131 251H128V248L130 247ZM223 245V244H222ZM227 244H225L224 246H226ZM4 246H6V245H4ZM8 246V245H7ZM25 246V244L23 243V247ZM46 246V245H45ZM47 246L49 247V245L47 244ZM50 246V247H51ZM60 246V245H59ZM75 246V248L76 249H78L79 250V248L81 249V247H79V246H77V244L76 245H74ZM119 247H120V245H118ZM123 246V245H122ZM139 246V247H138ZM246 246H248V244L246 245ZM246 246H245V249H246ZM18 247V246H17ZM42 247H44V245L42 246ZM48 247L46 248V251H47V249H48ZM54 247V246H53ZM94 247V248H95ZM114 247V246H113ZM115 247L117 248V246L115 245ZM114 247V248H115ZM1 248H3V245H2V247ZM6 249H7V247H5ZM14 248V247H13ZM19 248V247H18ZM31 248V247H30ZM70 248V249H69ZM68 248V245H67V249L66 250H70V252L68 253V254H71V252H72V250L74 249V251H75V248L72 246V248H71V245H70V247ZM94 248H93V251H91V253H90V255L89 256H91V259H92V256L93 257H95L96 255H97V251H96V249L94 250ZM131 248V247H130ZM138 248V249H137ZM257 248H258V245H257ZM257 248H256V250H257ZM262 248H264V245L262 244ZM5 249V250H6ZM17 249V248H16ZM21 249V248H20ZM60 249V247L58 248V249H56V251L57 250H59ZM72 249V250H71ZM85 249H87V248H85ZM108 249V248H107ZM119 249V248H118ZM248 249V248H247ZM251 249V248H250ZM249 249V250H250ZM18 250V249H17ZM16 250V252L14 251L13 252V250L12 251H8V252H5V253H3L2 254V259H1V264H44V262H43V260H45V262H46V257H48L47 256V254H46V251H45V249H41V251H39V252H37V255H31L29 252H31V250L30 251H27L28 252V255H24V256H22V253H21V250H20V252H18ZM49 250H50V248H49ZM48 250V251H49ZM55 250V249H54ZM78 250H76V251H78ZM88 250V249H87ZM102 250H105V249H103L102 248ZM122 250V249H121ZM187 250H188V252L189 253H186L187 252ZM194 250H198V251H200L199 252V254H201V255H198L197 254V252L196 253H193V254H191V252L192 251H194ZM53 251V250H52ZM51 251V252H52ZM75 251V252H76ZM99 251V250H98ZM50 252V253H51ZM54 252V251H53ZM52 252V253H53ZM60 252H61V250H60ZM75 252H74V254H75ZM79 252V251H78ZM95 252H96V255H95ZM114 252V255H115V251H112V253ZM25 253H26V251H25ZM48 253V252H47ZM50 253H49V255H50ZM66 253V252H65ZM65 253H63V254H65ZM77 253V252H76ZM80 253V252H79ZM78 253V254H79ZM93 253V255H91ZM101 253H103V252H100V254ZM250 253V252H249ZM8 254V255H7ZM30 254V255H29ZM61 254V253H60ZM77 254V255H78ZM83 254H86L85 252L83 253ZM82 254V255H83ZM195 254V259H194V255ZM223 254V255H224ZM45 255H46V257H45ZM77 255H76V257H77ZM80 255V254H79ZM78 255V256H79ZM112 255V254H111ZM113 255V256H114ZM188 255V256H187ZM191 257H190V256ZM198 255V256H197ZM205 255V256H204ZM209 255V254H208ZM264 255V254H263ZM262 255V256H263ZM53 256V255H52ZM71 256V255H70ZM74 256V255H73ZM85 256V255H84ZM89 256H87L88 258H89ZM102 256V255H101ZM115 256V257H116ZM180 256V255H179ZM200 256V257H199ZM6 257V258H5ZM72 258V262L76 259H78V258ZM81 257V256H80ZM86 257V258H87ZM119 257V256H118ZM189 257V261H187L188 258ZM196 257H199V259H197L196 260ZM248 257L249 256H247V259H248ZM50 258H51V256L48 258L49 260H50ZM60 258V257H59ZM59 258L58 259H56V257L54 258V259H56V260H53V261H51L50 260V262H49V264H61L60 262L58 263V262H56L57 260H59ZM191 258V259H190ZM90 258H89V260H91ZM100 258L97 256V259H96V263L98 262H100L101 261V259L99 260ZM64 260H65V262H69L70 261V257H65L64 258ZM186 262V263H184V261ZM191 260H192V263H191ZM194 260V261H193ZM196 261V262H195ZM219 261V260H218ZM223 261V260H222ZM226 261V260H225ZM228 261V260H227ZM230 261V260H229ZM78 262L79 261H77V263L76 264H78ZM87 262H88V260H87ZM92 263L94 262V261H91ZM220 262V261H219ZM80 263V262H79ZM83 263H84V261H83ZM97 263V264H98ZM66 264V263H65ZM86 264V263H85ZM100 264V263H99Z\"/></svg>","mask_w":264,"mask_h":264}]
</instances>
